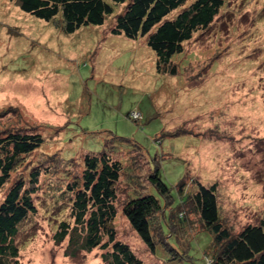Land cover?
Instances as JSON below:
<instances>
[{"label":"rangeland","instance_id":"1","mask_svg":"<svg viewBox=\"0 0 264 264\" xmlns=\"http://www.w3.org/2000/svg\"><path fill=\"white\" fill-rule=\"evenodd\" d=\"M124 7L116 5L100 27L66 35L0 0V136L29 129L44 137L13 174L33 189L37 209L21 227L22 264H105L99 248L72 260L66 240H53L69 213L64 184L81 171V153H98L105 143L123 167L116 238L142 264L211 262L213 236L191 202L179 201L180 182L187 195L197 181L216 184L220 217L233 232L264 222V0H226L172 58L175 75L156 72L145 37L110 33ZM133 111L138 122L128 117ZM156 170L170 197L153 218L151 253L122 206L157 195L149 182Z\"/></svg>","mask_w":264,"mask_h":264},{"label":"trees","instance_id":"2","mask_svg":"<svg viewBox=\"0 0 264 264\" xmlns=\"http://www.w3.org/2000/svg\"><path fill=\"white\" fill-rule=\"evenodd\" d=\"M6 1L31 17L54 22L66 35L84 27L102 26L113 15L116 5L125 4L123 11L115 16L110 33L132 40L145 37L147 47L155 54L156 72L175 75L177 68L172 58L183 52L184 43L195 32L211 25L226 0H192L188 5V0ZM133 112L138 113V118H133ZM133 112L128 117L138 122L141 114ZM110 136L115 137L108 134L106 139ZM43 143L41 133L29 129H10L0 136V194L4 193L0 200V264H22L19 258L21 227L37 209L31 197L33 189L26 186L24 178L13 180V174L25 157ZM122 143L128 145V142ZM105 146L106 143L98 153H81V171L69 178L62 190L69 202V213L57 223L53 240L55 244L66 240L64 255L72 260L99 248L103 250L101 258L105 264H142L129 245L116 238L117 185L123 167ZM38 174V170L32 174V181ZM149 182L157 195L148 193L129 198L122 206V213L143 245L154 253L152 221L161 210L164 197L170 194L157 170ZM179 186V201L185 205L191 202L204 229L213 236L215 248L209 255L211 262L206 264H264L263 221L233 232L220 217L216 184L206 186L197 181L196 191L188 195L182 193L181 182Z\"/></svg>","mask_w":264,"mask_h":264},{"label":"built area","instance_id":"3","mask_svg":"<svg viewBox=\"0 0 264 264\" xmlns=\"http://www.w3.org/2000/svg\"><path fill=\"white\" fill-rule=\"evenodd\" d=\"M133 118H138V113L133 112Z\"/></svg>","mask_w":264,"mask_h":264}]
</instances>
